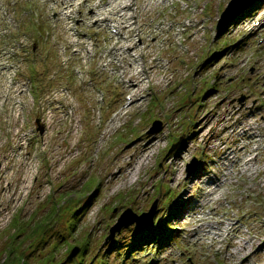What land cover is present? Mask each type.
<instances>
[{
	"label": "rangeland",
	"instance_id": "374dc122",
	"mask_svg": "<svg viewBox=\"0 0 264 264\" xmlns=\"http://www.w3.org/2000/svg\"><path fill=\"white\" fill-rule=\"evenodd\" d=\"M119 1L0 0V264H127L145 224L112 228L155 203L178 237L128 264H264V0H135L138 35Z\"/></svg>",
	"mask_w": 264,
	"mask_h": 264
},
{
	"label": "bare ground",
	"instance_id": "6f19581e",
	"mask_svg": "<svg viewBox=\"0 0 264 264\" xmlns=\"http://www.w3.org/2000/svg\"><path fill=\"white\" fill-rule=\"evenodd\" d=\"M119 1V0H118ZM83 3H86L83 2ZM63 4L65 5V1L63 2ZM100 4L102 5V3L100 2ZM135 0H125L123 3H121L120 1L115 5L113 4V2H109L107 3V6H97L98 10L95 11V15H101L100 20L102 19L103 22H106L107 24H110V21H115L116 20V16L120 17V22L123 23V25H120L121 27V31L124 29H127L128 32L131 31H137L138 34H140L142 32V30L140 29V26H138V23L135 19ZM68 7L70 5H67ZM251 16V15H250ZM67 17L72 18L73 16L71 15H67ZM111 17H113V19H111ZM160 24V23H159ZM163 25H161L162 27ZM160 29V28H158ZM120 33V32H119ZM73 36H75L73 39L71 38V40H76L74 41L75 46L79 44V40H84L83 42H86V39L82 36H80V33L77 34L76 32L73 34ZM133 33L132 34H128L127 36H125L123 33L120 34L119 38L116 40H119V42L125 43L124 45H119L117 48L115 46L118 45V42H115L112 49H115V51H113V53L111 54L112 56V63L116 62L118 67H114L116 70V73L121 77V83L123 84L125 88L124 91H128L131 90V92H134L133 94H135L136 96L138 95L137 93L139 92L140 89H143V83L144 81H147L148 76L145 75V66L143 65L144 61L142 60V62L140 61L141 59V54H135L133 53V59L130 58V54L132 53V49L134 48H138L139 46L136 44H133L132 38ZM128 42V43H127ZM126 48L129 51H123V49ZM79 49H76V52H78ZM129 59V62H131V64L129 66H125L123 64L125 59ZM121 63V64H120ZM1 99V96H0ZM141 101V100H139ZM152 143L147 144L146 148H148L149 146H151ZM251 160L252 158H247L243 164L250 166L251 165ZM211 182L213 183H218L217 186H220L221 182L219 179L214 178ZM216 189L213 188L211 189V192H214ZM249 253L246 252L245 257L244 258H248Z\"/></svg>",
	"mask_w": 264,
	"mask_h": 264
},
{
	"label": "trees",
	"instance_id": "16d2710c",
	"mask_svg": "<svg viewBox=\"0 0 264 264\" xmlns=\"http://www.w3.org/2000/svg\"><path fill=\"white\" fill-rule=\"evenodd\" d=\"M235 22H233L234 24ZM182 203H177L175 206L174 211L172 212H176L177 211H181L182 208H179L181 206ZM182 207V206H181ZM157 216L156 221H154V224L152 226H141V230L139 232H136L135 235L131 238V244L128 246V244H123V242H121L122 240L117 238L116 246H128L127 248L124 249H119V253L120 254H125V258L123 259V261L126 260V263L128 264L129 262L131 263L130 259L135 260L136 257L138 256V253L140 250H143L144 247L148 246L149 243H151L152 247L157 246V248H161L163 246L166 245L167 242H169L170 240H175L178 236L176 235V225L174 222H172V216L168 215L167 217H159ZM119 237V236H118ZM152 239V242H150V240ZM86 245L84 247V250H86ZM108 251H111V249L109 248ZM123 252V253H122ZM132 252L131 256H129V253ZM81 260H83L82 255H81ZM79 260V264H82V261ZM25 257L22 260V264H25L26 262ZM129 261V262H128ZM103 262H105V260H103ZM103 262H101L102 264H104ZM60 264V263H58Z\"/></svg>",
	"mask_w": 264,
	"mask_h": 264
},
{
	"label": "water",
	"instance_id": "95a60500",
	"mask_svg": "<svg viewBox=\"0 0 264 264\" xmlns=\"http://www.w3.org/2000/svg\"><path fill=\"white\" fill-rule=\"evenodd\" d=\"M239 2H242V1L241 0H231L230 3H229L230 6H229V8H227L226 13L229 10H230V13L232 11H234L235 8H236V5ZM232 7L234 9H232ZM171 149H173V148H171ZM195 167H196V165H195ZM156 206H157V203H155L153 205V207L148 212H143L141 215L133 214V215H135V219L133 218L130 221L127 220L129 215H130L129 211L123 212L121 214V216L119 217V219H118L117 223L115 224V226L112 228V233H113L112 235H114L115 232L120 230L123 226H130V225H132L134 223L136 225H139V224L143 223V224H145V226H151L153 224V216H154L155 211H156Z\"/></svg>",
	"mask_w": 264,
	"mask_h": 264
}]
</instances>
